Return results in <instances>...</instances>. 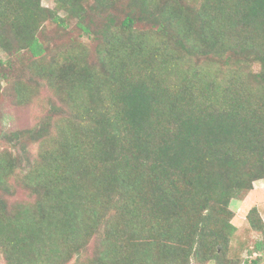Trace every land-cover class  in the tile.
Here are the masks:
<instances>
[{"label": "trees", "instance_id": "16d2710c", "mask_svg": "<svg viewBox=\"0 0 264 264\" xmlns=\"http://www.w3.org/2000/svg\"><path fill=\"white\" fill-rule=\"evenodd\" d=\"M0 51L38 107L0 131V264H264L229 207L264 179V0H0Z\"/></svg>", "mask_w": 264, "mask_h": 264}, {"label": "rangeland", "instance_id": "374dc122", "mask_svg": "<svg viewBox=\"0 0 264 264\" xmlns=\"http://www.w3.org/2000/svg\"><path fill=\"white\" fill-rule=\"evenodd\" d=\"M55 0H41L42 5L53 7ZM137 26H145L137 24ZM0 57L5 58L6 55L0 51ZM38 112L35 106H19L15 104L9 96H3L0 100V131L10 132L15 129H23L31 127L34 123V114ZM250 191L243 194L240 198L231 200L229 207L234 211L232 219L236 226L231 242L230 254L232 256H240L245 258L246 246L251 247L256 235L252 231H247L248 223L245 219L247 211L255 206L261 218L264 221V179H258L253 182ZM253 253L252 256H255ZM264 261V256L263 259Z\"/></svg>", "mask_w": 264, "mask_h": 264}]
</instances>
